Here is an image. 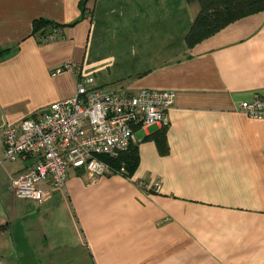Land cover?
Wrapping results in <instances>:
<instances>
[{"label": "crops", "instance_id": "obj_1", "mask_svg": "<svg viewBox=\"0 0 264 264\" xmlns=\"http://www.w3.org/2000/svg\"><path fill=\"white\" fill-rule=\"evenodd\" d=\"M80 3L0 0V264H264V119L239 110L264 99V10L190 46L198 3ZM40 18L65 27L42 42ZM83 75L175 91L168 153L162 126L138 129L131 178L72 170L43 204L17 199L13 178L35 160L6 159L3 128L73 96Z\"/></svg>", "mask_w": 264, "mask_h": 264}, {"label": "built area", "instance_id": "obj_2", "mask_svg": "<svg viewBox=\"0 0 264 264\" xmlns=\"http://www.w3.org/2000/svg\"><path fill=\"white\" fill-rule=\"evenodd\" d=\"M72 68L67 63L55 72ZM175 100L172 90L116 89L98 86L93 76H81L73 96L3 128L5 158L35 160L13 178L15 197L43 204L52 191L66 185L72 170L92 177L113 174L101 156L114 158L127 150L138 129L168 125V111ZM239 110L263 120L264 99L243 101ZM138 185L160 188L159 183L144 180Z\"/></svg>", "mask_w": 264, "mask_h": 264}, {"label": "trees", "instance_id": "obj_3", "mask_svg": "<svg viewBox=\"0 0 264 264\" xmlns=\"http://www.w3.org/2000/svg\"><path fill=\"white\" fill-rule=\"evenodd\" d=\"M85 2L86 0H81L80 3L83 12L86 9ZM187 2L200 5L199 12L186 38L190 46L215 34L228 24L264 10V0H187ZM74 24L76 22L71 25ZM60 27H65V25H58L48 19L40 18L33 23V33L37 34L42 42H50L56 39ZM51 36L52 39H50ZM166 127L167 125L162 126V130L155 134V140L162 154H167L169 151ZM101 159L107 163L114 174L131 178L140 163L139 145L133 142L117 157L101 156Z\"/></svg>", "mask_w": 264, "mask_h": 264}]
</instances>
